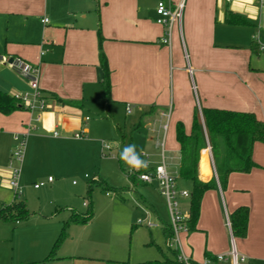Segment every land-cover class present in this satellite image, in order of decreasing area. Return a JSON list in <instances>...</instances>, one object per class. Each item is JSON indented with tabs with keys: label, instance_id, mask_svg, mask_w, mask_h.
<instances>
[{
	"label": "crops",
	"instance_id": "0c3cea01",
	"mask_svg": "<svg viewBox=\"0 0 264 264\" xmlns=\"http://www.w3.org/2000/svg\"><path fill=\"white\" fill-rule=\"evenodd\" d=\"M170 1L183 2L182 35L175 22L171 42L164 45L160 40L167 28L156 22L157 0H0V60L38 63L34 66L40 70L39 89L46 102L45 110L36 113L40 121L27 136V176L45 177L52 171L63 170L71 161L87 162L93 154L86 140L92 136V129L87 126L88 116H78L98 102L105 104L106 111H102L114 119L118 115L113 106L118 104L124 106L127 114L138 117L140 125L149 132V140L157 149L161 148L162 162L164 158L178 188L189 193L192 183L178 178L182 162L176 138L178 122L184 124L189 134L197 115L204 127V108L251 112L264 121V50L260 48L264 46V6L258 0ZM228 12L244 17L248 23L227 24ZM99 29L111 71V102L105 101L101 85ZM22 78L15 68L0 66V92L19 94L24 88ZM18 112L10 116L0 114V130L5 129L0 131V166L10 163L16 135L12 131L28 132L24 114L13 117ZM19 119L25 130L20 128ZM55 131L59 133L57 137ZM77 133L84 137L75 138ZM1 135L8 137V144L1 143ZM110 151L111 148L105 153ZM204 152L208 154L207 176L201 169ZM210 155L209 147L200 153L199 179L203 182L217 180ZM253 160L257 167L250 173H233L224 189L217 180L216 188L205 192L197 230L180 235L182 251L193 262L231 264L229 259H212L220 255L230 258L236 250L246 257L240 264H264L263 143L255 144ZM178 179L189 183V187H180ZM41 183L45 187L51 182ZM14 200H2L0 209ZM189 206V198L180 199V209L188 219ZM243 206L249 208L247 236L236 238L227 220ZM57 211L55 205L45 213ZM66 211L63 224L73 210L66 207ZM30 212L28 219L18 222L0 218V244L12 241L19 256L16 263L43 264L61 233V225L37 227L40 219L37 221L35 213ZM70 232L56 258L46 264H77L73 260L83 258L66 253L77 240L76 233ZM88 260H98L100 264L109 261L101 256Z\"/></svg>",
	"mask_w": 264,
	"mask_h": 264
},
{
	"label": "rangeland",
	"instance_id": "374dc122",
	"mask_svg": "<svg viewBox=\"0 0 264 264\" xmlns=\"http://www.w3.org/2000/svg\"><path fill=\"white\" fill-rule=\"evenodd\" d=\"M37 56L39 59L40 54L38 53ZM31 64L38 65V63ZM0 66L2 68L10 67L9 64L1 60ZM38 74H40V70H38ZM22 79H24V88L18 92V95H27L32 98L34 90L24 77ZM105 107L103 102H98L93 107L84 109L78 116V118L88 116L87 126L92 129V136H89L86 140L90 142L89 152H93V154L87 162L71 161L63 170L52 171L44 177L43 174L27 176L24 168L25 159L22 163L14 161L13 166L21 170L19 197L26 200L28 208L35 213L36 220L40 219V224L37 223V227L61 225V233L64 227L63 221L67 216L66 207L84 214L88 210V203L93 202L91 221L85 225H70L67 229V237L57 250L58 254L60 248L69 239V235L72 234L70 231H74L77 240L74 244H71L66 253L80 254L83 258L75 259L72 263L100 264L98 260H88V258L98 256L108 258L109 261L128 262L130 264L163 260V254L171 257L162 230V222L170 223V213L167 201L162 196L157 182L154 181L146 186L137 185L135 187L118 163L119 154L124 152L127 146L134 145L135 150L133 153H129V159L135 158L137 164L131 166L124 160L125 166L131 169L156 167L162 162V150L154 146L148 138V130L140 125L138 117L135 118V115L127 114L124 106L122 107L121 104L113 106L116 115H118L117 119L102 111V109L106 111L107 107ZM21 114H24L23 122L27 126L38 124L35 122L36 112L30 110L19 111L13 117ZM20 120L18 121L21 125L20 128L25 130V125H22ZM12 134H26V130L24 132L17 130L14 133L12 131ZM1 137V143L8 144V137L5 135H1ZM102 143H106L111 148L110 154L102 151ZM16 147L17 143L12 140L11 153L15 151ZM2 154L0 151V157H2ZM2 166H0V202L2 200L10 202L15 199L16 193L9 185L12 173L8 162ZM97 176L105 179L111 186L128 187L129 191L122 193V197L113 193L108 196L106 192L98 188L89 192V184ZM49 179H52L50 185L39 189L35 188L36 183ZM73 182L75 183L73 184ZM178 183L182 188L189 187V183L186 184L179 179ZM55 205L58 206L57 212L50 213V215L45 213L51 206ZM185 210L186 208L183 212L186 213ZM149 223L157 224V227L150 228L148 227ZM184 233L186 232L182 231L180 235ZM11 244L12 241L10 240L0 244V263L12 264V262H15L14 264H19L16 263L19 257L18 251ZM65 251L61 253L64 254ZM42 262L46 264L50 261L45 262L43 260Z\"/></svg>",
	"mask_w": 264,
	"mask_h": 264
},
{
	"label": "trees",
	"instance_id": "16d2710c",
	"mask_svg": "<svg viewBox=\"0 0 264 264\" xmlns=\"http://www.w3.org/2000/svg\"><path fill=\"white\" fill-rule=\"evenodd\" d=\"M226 23L229 25L247 24V20L233 12H228ZM103 39L101 29L98 30L99 64L103 72L101 85L105 95V101L111 102V71L107 56L103 50ZM258 46V45H257ZM259 48V46H258ZM22 103L15 98V95L0 92V114L10 116L13 113L24 110ZM204 118V127L200 123L197 115L194 117L192 129L189 134L186 133L184 124L178 122L176 125V138L181 148L182 162L179 169V179L192 183L190 192L189 219L187 225L188 232L197 230V223L200 216L201 202L206 191L216 188L217 180L213 178L209 182H203L199 179V160L202 150L211 149L215 168L218 175V181L224 189L227 186L228 179L233 173H250L257 164L253 160V150L256 143L264 144V121L257 118L251 112H238L224 109L204 108L202 110ZM124 153V152H123ZM208 154L203 153L201 169L204 176L208 172ZM118 162L121 170L127 175L134 186L147 185L139 176L149 174L155 171L154 168H127L122 159V153L118 156ZM98 188L107 194L113 193L122 197V193L129 191L128 187H114L107 183L100 176L93 179L89 184V192ZM31 215L26 203L15 196L12 204L6 205L0 209V218L4 221L18 222L26 220ZM93 216V202L88 203L86 213L71 212V217L64 223V227L56 244L53 246L45 262L56 258L57 250L63 240L67 237V229L70 225H85L89 223ZM232 234L236 238H245L247 236L249 208L239 207L230 215ZM162 230L168 243L174 237V231L170 223L162 222ZM160 248V247H159ZM171 257L163 254V260L146 261L138 264H183L178 261V251L167 247ZM213 262L217 259L213 258ZM107 264H130L128 262L107 261ZM193 264H197L193 262Z\"/></svg>",
	"mask_w": 264,
	"mask_h": 264
},
{
	"label": "built area",
	"instance_id": "2783aa9c",
	"mask_svg": "<svg viewBox=\"0 0 264 264\" xmlns=\"http://www.w3.org/2000/svg\"><path fill=\"white\" fill-rule=\"evenodd\" d=\"M227 2H230L231 0H226ZM261 7L264 6V0H258ZM182 12H183V2H180L178 4H174L170 0H157V7H156V13H157V19L156 22L167 28V33L165 37H163L160 40V43L164 45H169L171 42V34H172V28L174 26V23L177 22L180 27V33L182 35ZM45 23L48 22L47 19L44 20ZM255 40H257V37H254ZM262 50H264V46H260ZM2 62L9 64L10 67L15 68L30 84L31 88L34 90V96L30 98L29 96H21V95H15V98L19 100L24 108L26 110H30L32 112L41 113L46 108V102L44 98L42 97L41 91L39 89V74L38 69L34 65H31L28 62H25L21 59H12V61H9L6 58L1 59ZM128 110H130V106H127ZM88 120V118H87ZM40 121V116L38 115L35 118V122ZM33 125H29L27 127L28 132L26 134H16L14 136V140L17 143V147L15 151L13 152L11 156V160L9 163V169L11 170V179H10V187L12 190H15V196L19 197V178L21 174V170L19 168H16L14 165V161H17L19 163H22L25 156L26 151V145H27V136L29 134V131L33 129ZM55 137L59 135L58 132L53 133ZM84 137L83 133H77L75 134V138L81 139ZM209 147V146H208ZM103 150L106 152L107 150H110V147L107 144H103ZM210 150V147H209ZM211 158V164L213 167V172L215 174V177L218 180L217 171L215 168V164L213 161L212 155H210ZM139 178L148 183L151 184L154 181L158 183L159 190L164 196V198L167 201L169 213H170V224L174 231V237L173 239L168 243V246L178 251V261L183 264H193V261L187 257L181 247L180 242V232L185 231L188 232L189 228L187 225L188 217H186L181 209H180V199L181 198H189L190 193L187 190H181L177 186V179L173 175H171L163 162L155 167V171L153 173L149 174H141ZM52 179H49L51 181ZM44 186V183H39L35 185V188H40ZM227 224L229 229L232 233V226L230 219L227 220ZM148 227L153 228L157 227V224L149 223ZM176 237V238H175ZM230 260L231 264H240L246 261V257L239 255L236 250H233V252L230 254V258H228L225 255H220L217 257L218 261H227ZM202 264H211L210 261H205Z\"/></svg>",
	"mask_w": 264,
	"mask_h": 264
},
{
	"label": "clouds",
	"instance_id": "9594fccd",
	"mask_svg": "<svg viewBox=\"0 0 264 264\" xmlns=\"http://www.w3.org/2000/svg\"><path fill=\"white\" fill-rule=\"evenodd\" d=\"M135 150L134 145L127 146L124 153H122V159L125 160L126 163H129L131 166H136L137 161L135 158L129 159V153H133Z\"/></svg>",
	"mask_w": 264,
	"mask_h": 264
}]
</instances>
